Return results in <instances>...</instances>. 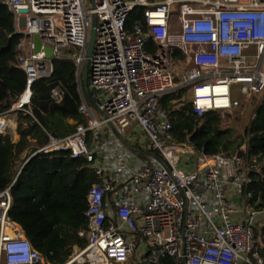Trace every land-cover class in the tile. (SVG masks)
I'll return each instance as SVG.
<instances>
[{
	"label": "built area",
	"instance_id": "1",
	"mask_svg": "<svg viewBox=\"0 0 264 264\" xmlns=\"http://www.w3.org/2000/svg\"><path fill=\"white\" fill-rule=\"evenodd\" d=\"M0 2L13 11L16 32L25 36L19 61L28 76L25 93L6 115H18L30 104L33 82L52 75L54 60H72L81 76L96 18L89 87L107 118H97L84 99L80 112L88 116V125L35 152H69L91 163L102 179L87 197V228L79 233L87 245L76 249L68 264H131L133 254L151 264L163 257L178 264H264L255 235L256 219L264 211H255L244 192L251 181L241 156L246 146L234 154L207 155L176 143L171 116L161 105L164 96L178 91L177 78L180 89L192 93L199 117L217 112L225 125L242 107L237 89L242 98L261 99L264 0H93V6L89 0ZM136 8L143 9L142 21L129 31ZM34 35L53 50V58L43 49L34 53ZM176 51L183 60H175ZM51 96L59 103L64 94L56 88ZM110 123L122 137L138 130L160 156L147 154L139 165L135 156L125 175L123 169L122 176L115 175L87 144L91 132L95 144L109 148L112 140L102 137V129ZM11 208L9 187L0 193V264H47L12 221Z\"/></svg>",
	"mask_w": 264,
	"mask_h": 264
},
{
	"label": "trees",
	"instance_id": "2",
	"mask_svg": "<svg viewBox=\"0 0 264 264\" xmlns=\"http://www.w3.org/2000/svg\"><path fill=\"white\" fill-rule=\"evenodd\" d=\"M142 13V8L132 12L129 31L142 21ZM24 38L16 32L13 11L0 2V117L9 113L27 89L28 76L19 61V46ZM175 60H183L179 51ZM56 88L64 94L59 103L51 96ZM31 91L30 104L18 112L19 140L15 142L10 134H0V193L11 188L10 217L45 262L68 264L74 251L83 250L87 245V240L79 236L87 228V197L91 187L102 179L91 163L73 159L69 152H35L51 139H65L72 136L79 125H88V116L80 112L86 98L78 69L68 58L54 60L52 75L34 81ZM183 91L161 99L163 109L171 116L170 134L174 141L188 143L207 155L234 154L246 146L241 156L248 164L251 181L244 192L251 195L249 205L255 211H264V92L260 100L253 98L251 103L242 104L241 108L252 106L251 118L254 115V119H250L239 135L236 123L225 125L219 113L209 112L199 117L191 100L179 103ZM23 98L27 101L28 94ZM89 107L92 106L89 104ZM92 140L93 134L89 132V146ZM137 151L142 158L147 154L160 156L148 147L147 151ZM255 235L264 261V226L255 227ZM129 260L131 264H151L140 262L136 254ZM157 264L178 263L163 257Z\"/></svg>",
	"mask_w": 264,
	"mask_h": 264
},
{
	"label": "crops",
	"instance_id": "3",
	"mask_svg": "<svg viewBox=\"0 0 264 264\" xmlns=\"http://www.w3.org/2000/svg\"><path fill=\"white\" fill-rule=\"evenodd\" d=\"M97 118L101 119V116L98 114ZM13 124L15 126H12L11 128V136L13 140L17 142L19 140V136L17 134V121H15ZM141 136L142 135L139 134L138 130L137 134L134 132V130H130L128 135L123 137L124 142H122L116 137L109 126L102 129V137L111 139V146L109 148L102 149L94 143V140L91 141L90 146L96 150V156L99 160H101L100 162L102 165L112 169L115 175L119 174L122 176L123 174H120L121 169H123V173L125 175L127 170H129L127 166H130L131 163H134L132 160L135 159V156H137L138 165L140 164V160H142V157H140L139 152L137 151L138 148L136 149V147H139L141 150H147L146 145H144L141 141Z\"/></svg>",
	"mask_w": 264,
	"mask_h": 264
},
{
	"label": "rangeland",
	"instance_id": "4",
	"mask_svg": "<svg viewBox=\"0 0 264 264\" xmlns=\"http://www.w3.org/2000/svg\"><path fill=\"white\" fill-rule=\"evenodd\" d=\"M180 83H181L180 78H177L176 79V85H177L176 86V90H178V91L181 90L180 89L181 88ZM184 90L185 91L182 92V98H181V100L178 101L179 103L188 102V100H191V98H192V94H191L190 90H188V89H184ZM235 96L237 98H241L240 89H237V91L235 93ZM253 98H254V96H250L249 99L245 97L244 100H243V104L247 105V104L251 103V101H252ZM23 100H25V98H23ZM251 112H253L252 111V106L250 108H240L237 111H235L233 114H231V115H229L227 117V124L228 123L229 124L230 123L231 124L236 123V130H237V132H238L239 135H242L243 132H244V130H245V128H246V126L250 122L251 114H252ZM2 119L3 120L5 119L8 122L7 129L3 133L4 134H10L11 135V131H12L11 130V128H12L11 125L13 123H15V121H17L18 115L17 114L10 113L8 115H5V116L0 117V121ZM141 137H142V140L141 141L143 142V144L146 145V147H148L149 146L148 141L143 136H141ZM138 149H140V148H138ZM260 226H264V215H260L256 219V228L257 227H260ZM74 255H75V251H74V254H73L70 262L74 258ZM129 262L131 263L132 261L129 260ZM73 264H78V263L75 262Z\"/></svg>",
	"mask_w": 264,
	"mask_h": 264
},
{
	"label": "water",
	"instance_id": "5",
	"mask_svg": "<svg viewBox=\"0 0 264 264\" xmlns=\"http://www.w3.org/2000/svg\"><path fill=\"white\" fill-rule=\"evenodd\" d=\"M90 4L93 6V0H89ZM96 30H97V24H96V18L94 19L93 25L90 30V36H89V41L87 44V51H86V61L83 65L82 72H81V82L84 90V95L87 100V102L96 110V112L103 117L104 119L107 118L106 114L104 113L103 110L100 109L98 104L95 102L91 89L89 87V78H90V71H89V58L91 57V54L94 49V44H95V39H96ZM33 43H34V53H39L42 49L45 52V55L47 58H53V50L48 47H44L42 45V42L39 38L38 35L33 36ZM110 128L112 129L113 133L116 135V137L124 142L123 137L118 133L117 129L115 126L110 123L109 124Z\"/></svg>",
	"mask_w": 264,
	"mask_h": 264
},
{
	"label": "bare ground",
	"instance_id": "6",
	"mask_svg": "<svg viewBox=\"0 0 264 264\" xmlns=\"http://www.w3.org/2000/svg\"><path fill=\"white\" fill-rule=\"evenodd\" d=\"M25 102H27V101H25ZM8 126V122L4 119H2L1 121H0V130H2L3 128H5V127H7ZM12 126H15L14 124H12L11 125V127Z\"/></svg>",
	"mask_w": 264,
	"mask_h": 264
}]
</instances>
